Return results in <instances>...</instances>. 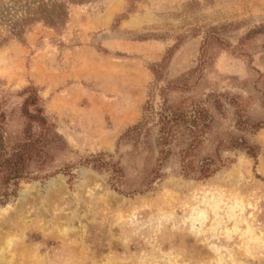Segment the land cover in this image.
I'll return each instance as SVG.
<instances>
[{
	"label": "rangeland",
	"instance_id": "1",
	"mask_svg": "<svg viewBox=\"0 0 264 264\" xmlns=\"http://www.w3.org/2000/svg\"><path fill=\"white\" fill-rule=\"evenodd\" d=\"M164 99L176 122H210L196 159L224 166L183 177L180 135L163 178L130 195L160 157ZM26 103L65 150L55 175L0 207V264H264V0H0L10 135ZM100 155L121 170L117 189L86 163Z\"/></svg>",
	"mask_w": 264,
	"mask_h": 264
},
{
	"label": "trees",
	"instance_id": "2",
	"mask_svg": "<svg viewBox=\"0 0 264 264\" xmlns=\"http://www.w3.org/2000/svg\"><path fill=\"white\" fill-rule=\"evenodd\" d=\"M164 89L162 92L169 90ZM30 94V99L35 93L30 88L26 91ZM36 98V96H35ZM32 106L35 105L36 99H32ZM164 99V111L160 122H156L157 128V146L160 157L156 165L150 172L148 178L142 184V188L129 192L130 195L144 193L152 190V184L163 178L161 174L162 164L169 154V147L177 140L180 135L185 136V147L180 151L179 163L180 174L188 179L203 182L214 176L223 166L224 161L218 154L202 159H196V150L201 144L203 132L208 129L210 122H176L175 113L166 105ZM27 103L22 109V115L25 117L21 131L17 134L10 135L7 131L8 122H4L0 116V207L5 206L16 198L20 186L36 180H44L55 175L58 171L55 161L57 154L65 150L61 138L54 132V127L50 122H46L42 112L38 109L33 110L31 114L25 109ZM170 116V118L168 117ZM238 122V127L239 126ZM262 124L248 125L243 128L249 132H255L260 129ZM144 128V124H139L131 128L128 134L139 133ZM232 147L246 151V154L255 157L254 148L245 146L244 141L232 142ZM91 168L95 170H111V186L117 189L116 185L121 183L122 172L116 164L105 162L104 156L87 160ZM64 175H70V170H62Z\"/></svg>",
	"mask_w": 264,
	"mask_h": 264
},
{
	"label": "crops",
	"instance_id": "3",
	"mask_svg": "<svg viewBox=\"0 0 264 264\" xmlns=\"http://www.w3.org/2000/svg\"><path fill=\"white\" fill-rule=\"evenodd\" d=\"M16 67L19 68V60H18V62L16 63Z\"/></svg>",
	"mask_w": 264,
	"mask_h": 264
}]
</instances>
